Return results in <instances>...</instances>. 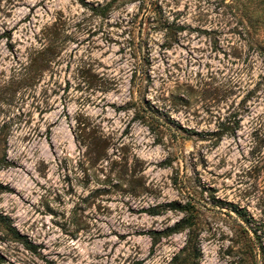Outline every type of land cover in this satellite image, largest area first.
<instances>
[{
	"label": "rangeland",
	"instance_id": "rangeland-1",
	"mask_svg": "<svg viewBox=\"0 0 264 264\" xmlns=\"http://www.w3.org/2000/svg\"><path fill=\"white\" fill-rule=\"evenodd\" d=\"M1 158L0 264H264V0H0Z\"/></svg>",
	"mask_w": 264,
	"mask_h": 264
},
{
	"label": "trees",
	"instance_id": "trees-1",
	"mask_svg": "<svg viewBox=\"0 0 264 264\" xmlns=\"http://www.w3.org/2000/svg\"><path fill=\"white\" fill-rule=\"evenodd\" d=\"M134 116L136 119L146 120V125L148 128L153 129L157 122V117H154L143 105L134 103ZM159 124V123H158ZM232 129V128H231ZM230 127L224 124L219 125V129L216 132L217 139L227 132H230ZM0 162H2L3 166L7 165V161L5 158H1ZM169 209L173 210H182L186 213L182 218L178 221H175L172 225L166 226L160 230L151 229L146 231L145 234L150 239L149 251L153 249L155 244L162 237L169 236L173 233H178L182 230H186L184 244L179 250L178 253L171 257L170 261L167 264H198L197 258L199 256V248L197 246V234L194 232L192 227V213L189 211L188 203L180 204L176 201H171L166 205ZM145 213L150 215L158 214L160 210L156 209V207L150 206L143 210ZM237 215L241 218H245V210L242 208L235 209ZM0 221L3 223V228L5 232L9 234V237L14 241L19 242L25 249L35 252V244L29 241L24 235L20 234L14 226L10 225L9 219L7 217H1ZM245 221V219H244Z\"/></svg>",
	"mask_w": 264,
	"mask_h": 264
}]
</instances>
